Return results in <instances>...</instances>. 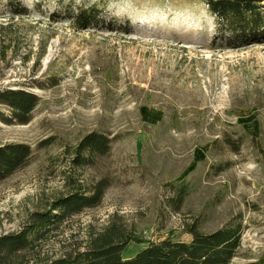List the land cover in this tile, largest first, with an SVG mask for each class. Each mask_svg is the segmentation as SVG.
Instances as JSON below:
<instances>
[{"label":"rangeland","instance_id":"rangeland-1","mask_svg":"<svg viewBox=\"0 0 264 264\" xmlns=\"http://www.w3.org/2000/svg\"><path fill=\"white\" fill-rule=\"evenodd\" d=\"M7 1L0 89L27 90L39 102L28 124L0 122V144L34 152L0 182V236L68 194V178L85 183L101 172L113 180L101 205L51 231L26 253L29 264L85 249L111 221L154 243L189 242L191 224L202 234L240 226L231 264H264V43L219 48L199 0H19L24 16ZM67 4L102 9L116 30H79L64 19ZM55 10L62 13L52 21ZM91 131L116 140L99 172L77 171L69 160ZM225 133L241 140L238 153L223 144ZM176 186L189 193L175 211ZM146 244L129 243L123 257Z\"/></svg>","mask_w":264,"mask_h":264},{"label":"trees","instance_id":"trees-1","mask_svg":"<svg viewBox=\"0 0 264 264\" xmlns=\"http://www.w3.org/2000/svg\"><path fill=\"white\" fill-rule=\"evenodd\" d=\"M63 3V0H57ZM207 13L214 19L215 42L219 48L229 49L264 43V0H199ZM38 5V3H37ZM6 8L11 14L24 16L29 8L19 0H8ZM64 19L70 20L79 30L97 27L114 31L116 24L102 9L67 4L62 10ZM60 10L51 12L49 18L55 21L61 16ZM8 25L0 26L6 30ZM39 97L24 89H0V122L5 125H26L33 117ZM116 140L108 133L91 131L84 135L72 152L71 168L77 171L91 169L100 171L103 161ZM225 147L238 153L241 140H233L228 134L222 139ZM219 140L212 144L215 149ZM221 154V151L217 152ZM34 152L26 143L0 144V182L32 162ZM225 168V166H223ZM79 179V178H78ZM109 173L93 176L83 182L68 178L70 192L53 200L48 208L32 213L29 220L17 233L0 236V264H29L26 253L33 250L57 229L64 221L84 210L101 205L106 191L112 185ZM175 196L171 207L179 210L189 193L187 186L171 187ZM189 242L173 241L170 238L160 242H145L119 223L110 222L102 232L90 239L85 249L67 252L44 264H231L241 244L240 226H228L211 234L198 232L197 225L187 227ZM147 243L134 256L123 257L129 243ZM248 264H257L251 262Z\"/></svg>","mask_w":264,"mask_h":264}]
</instances>
